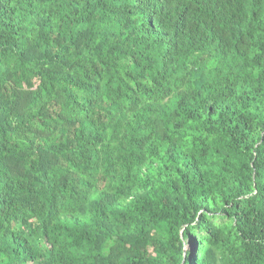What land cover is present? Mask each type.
Here are the masks:
<instances>
[{"label":"trees","instance_id":"obj_1","mask_svg":"<svg viewBox=\"0 0 264 264\" xmlns=\"http://www.w3.org/2000/svg\"><path fill=\"white\" fill-rule=\"evenodd\" d=\"M0 264H264V0H0Z\"/></svg>","mask_w":264,"mask_h":264},{"label":"rangeland","instance_id":"obj_2","mask_svg":"<svg viewBox=\"0 0 264 264\" xmlns=\"http://www.w3.org/2000/svg\"><path fill=\"white\" fill-rule=\"evenodd\" d=\"M186 248H189V246H187Z\"/></svg>","mask_w":264,"mask_h":264}]
</instances>
